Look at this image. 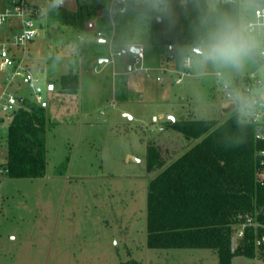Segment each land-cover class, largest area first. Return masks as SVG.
Returning a JSON list of instances; mask_svg holds the SVG:
<instances>
[{"label":"rangeland","instance_id":"374dc122","mask_svg":"<svg viewBox=\"0 0 264 264\" xmlns=\"http://www.w3.org/2000/svg\"><path fill=\"white\" fill-rule=\"evenodd\" d=\"M19 1L0 0V8ZM25 1L43 14L49 9L65 14L67 7L59 6V0ZM93 5L105 10L100 24L105 44L85 43L84 18L78 24L75 16L65 15L49 22L46 16L39 18L38 36L27 43L25 63L38 79L49 119L46 171L43 178L30 180L0 175V264H218L211 250L147 248V185L154 174L148 170V150L157 147L169 161L186 149L191 142L171 129L165 115L178 122L220 121L236 108L227 85L236 81L241 86L243 77L255 71L262 75V62L233 73L210 69L199 75L190 69L191 76L180 85L167 76L157 82L164 50L150 44L148 28L134 12L132 0L119 6L95 0ZM3 27L0 39H10L21 31L20 18L8 17ZM68 43L74 51L62 57L60 47ZM130 43L144 49L143 65L152 68L149 77L126 72L123 61L133 63ZM92 49L108 63L97 61L96 69L81 64L78 98L74 106L67 105L56 79L67 69L78 73L79 56ZM15 51L22 56V48ZM115 51L124 56L112 58ZM180 52L170 65L180 66ZM35 93L26 85L16 92L24 100H32ZM152 116L159 119L154 128ZM0 135L6 156L7 122ZM232 264L264 262L257 253L254 259L234 257Z\"/></svg>","mask_w":264,"mask_h":264},{"label":"trees","instance_id":"16d2710c","mask_svg":"<svg viewBox=\"0 0 264 264\" xmlns=\"http://www.w3.org/2000/svg\"><path fill=\"white\" fill-rule=\"evenodd\" d=\"M198 3L199 7L196 0H189L181 7V0H172L175 25L154 19L145 24L150 44L162 50L168 45L178 51L194 47L200 16L208 8L207 0ZM133 7L139 15L142 4ZM60 83L63 92L77 93L76 75L64 76ZM48 124L45 105L22 100L7 128V177L45 176ZM169 126L191 144L169 161L162 159L157 147H149L148 170L154 174L147 185V248L211 250L218 264H232L234 257L254 259L252 230L233 250L231 240L245 216L264 223V188L258 181L264 142L255 139V124L245 121L235 108L218 122L169 121ZM261 257L264 262V252Z\"/></svg>","mask_w":264,"mask_h":264},{"label":"clouds","instance_id":"9594fccd","mask_svg":"<svg viewBox=\"0 0 264 264\" xmlns=\"http://www.w3.org/2000/svg\"><path fill=\"white\" fill-rule=\"evenodd\" d=\"M189 0H181L184 7ZM139 20L149 24L176 23L172 0H141ZM228 4V9L220 6ZM196 6L199 7L198 0ZM180 52L184 66L199 75L215 70L221 73L242 71L251 63L264 62V0H208L202 12L197 37ZM229 100L242 118H249L257 108H264V81L253 91L243 92L227 85Z\"/></svg>","mask_w":264,"mask_h":264},{"label":"built area","instance_id":"2783aa9c","mask_svg":"<svg viewBox=\"0 0 264 264\" xmlns=\"http://www.w3.org/2000/svg\"><path fill=\"white\" fill-rule=\"evenodd\" d=\"M113 5L126 4L127 0H109ZM141 0H132L133 6H138ZM61 4V3H60ZM15 16L20 18L21 31L14 34L10 39H0V128L7 122V128L19 109L20 103L24 100L22 97H18V92L22 85L28 86L36 93L32 96V101L37 104H44L42 96L38 93L37 88L38 79L33 77L29 68L25 63V53L27 43L38 36V29L35 27L34 21L31 19L30 10L27 8L25 0L19 2H13L11 8H6L4 12L0 13V28H4L8 17ZM98 38H104V35L100 32L97 33ZM15 47L23 49L22 56H19L15 51ZM137 52H130L132 54V65L129 67V73L143 72L146 77H149L150 68H146L143 65L145 60L144 49L141 46H135ZM124 52L115 51L111 54V57L121 58ZM179 51L173 46L168 45L164 49V61L165 65L161 68H157L159 75L156 77L157 82H162V78L167 76L171 78V82L174 85H180L184 78L191 76L189 73L190 68L183 65L182 60L179 67H173L170 65L174 59L177 58ZM108 62V60H107ZM111 63L113 60L110 61ZM260 65L263 66V73L259 75L257 71L250 73L243 77L242 85L238 82H233L232 87L238 88L243 92H250L260 86V83L264 81V62ZM219 77V74H216ZM236 85V86H235ZM223 86V89H226ZM245 121L255 124V139L264 142V108H257L256 113L249 117L244 118ZM159 123V119L156 116L151 117L152 128ZM158 131H163L162 127L158 128ZM4 144L0 135V175H5L7 170L5 168L6 157L2 152ZM261 159V171L258 175V181L264 188V150L259 153ZM252 230L254 234V249L257 253L264 252V223L257 222L251 216H245L241 219L240 223L236 226L233 241L234 247L236 242L241 241L246 231Z\"/></svg>","mask_w":264,"mask_h":264},{"label":"crops","instance_id":"0c3cea01","mask_svg":"<svg viewBox=\"0 0 264 264\" xmlns=\"http://www.w3.org/2000/svg\"><path fill=\"white\" fill-rule=\"evenodd\" d=\"M128 1L129 0H127V2ZM94 2H95V0H92V1L91 0H68L67 2H64V0H59L58 1L59 6H65V7L67 6L66 9L64 10L65 14H62L61 12L57 13L56 11H52L51 9L46 10L47 14H43V11L38 6L29 4L25 1L27 8L30 10L31 19L33 21H35V24H36V22L39 21V18H42L44 16H46L44 18H47V20H46L47 22H49L48 19H50V18L54 19V18L60 17L62 15H65V17L75 16L77 18L78 24L80 23L79 19L83 17L84 20H83L82 24L84 25V28L82 31L85 34L84 35L85 38L84 37L82 38L83 41L85 43H87L88 45H92V44H94V42L97 44H105L104 38H98L97 37V33L101 32L100 24L103 21V18L105 17V12H104L105 10H103L102 6H100V5L99 6L93 5ZM5 8L6 7H4V5L1 6L0 13H2V11ZM125 11H126L125 7H121L120 13H124ZM91 33L94 34V36H89V34H91ZM111 41H114V40H112V38H111L109 43H111ZM129 46L135 47L136 45L130 43ZM94 47H96V46H93V49H94ZM93 49L90 50L89 52L83 51L84 54L79 56V58L76 62V67H77V69L79 68L78 73H76L75 71H72V69H67V71L63 69L64 70L63 73L60 75V77H58L56 79V82L58 84L57 85L58 92H59V94H61L62 97H64L63 101L67 105H70V104H73V106L75 105V101L78 98V92H79L80 88L78 87L76 94H68V93L63 92L62 87H61V83H60L61 78H63L64 76H67V75H76L78 78L80 76L79 75L80 66H81V64L83 65L84 63H86L87 65H90V67L92 65L94 66V64H96L97 61L99 64H102L104 62L108 63L106 58L101 57V54L99 53V51L93 50ZM72 51H74V50H73V46H71L70 43L64 44L62 47H60V52H61L62 57H67L68 55H72ZM123 56H124V54H123ZM130 65L131 64H130L129 60H126L125 62L123 61V66H125L126 72H129ZM172 66L177 67L175 65H172ZM81 67H83V66H81ZM93 69H96V66H94ZM150 69H152V68H150ZM53 88H54L53 85L49 86L50 90H52ZM72 110H74V107L72 108ZM165 117L167 120H170V117H172L173 121H171V120L170 121L172 123L175 122V118L173 116L166 114ZM129 157L130 156H128V158Z\"/></svg>","mask_w":264,"mask_h":264},{"label":"water","instance_id":"95a60500","mask_svg":"<svg viewBox=\"0 0 264 264\" xmlns=\"http://www.w3.org/2000/svg\"><path fill=\"white\" fill-rule=\"evenodd\" d=\"M128 51H129V52H137V48H135L134 46H130V47L128 48ZM43 106H44V104H43ZM170 120L173 121V118L170 117ZM129 158H132L133 160H136L135 158H133V157H131V156H130ZM231 248H232V250H233V248H234V241H233V239L231 240Z\"/></svg>","mask_w":264,"mask_h":264}]
</instances>
